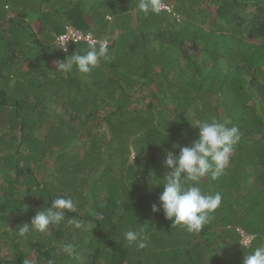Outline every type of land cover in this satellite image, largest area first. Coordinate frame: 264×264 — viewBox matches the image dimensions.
Segmentation results:
<instances>
[{
    "label": "trees",
    "instance_id": "trees-1",
    "mask_svg": "<svg viewBox=\"0 0 264 264\" xmlns=\"http://www.w3.org/2000/svg\"><path fill=\"white\" fill-rule=\"evenodd\" d=\"M162 3L171 11L146 16L138 0H0V264H243L264 246V0ZM68 28L107 39L111 61L57 71L88 50L56 48ZM224 118L241 140L225 173L202 182L222 203L190 234L152 212L154 181L171 171L167 153L198 139L192 121ZM61 196L81 228H32Z\"/></svg>",
    "mask_w": 264,
    "mask_h": 264
},
{
    "label": "clouds",
    "instance_id": "clouds-1",
    "mask_svg": "<svg viewBox=\"0 0 264 264\" xmlns=\"http://www.w3.org/2000/svg\"><path fill=\"white\" fill-rule=\"evenodd\" d=\"M137 7L146 16L150 14L158 16L168 6L163 4L162 0H138ZM168 8L171 11L170 7ZM69 43L63 48L58 47L56 42L55 45L56 48L65 50ZM86 43L89 44L86 52L81 54L76 51L66 57L63 62L57 64V71L71 73L75 69L79 74L87 76L102 60L111 61L107 39L93 37L91 43L87 41ZM190 124L199 130L198 139L180 148L178 154L167 153L164 163L171 171L163 180L155 179L153 187L162 184L163 191L159 195L158 204H153L151 210L154 214L162 211L164 217L172 221V226H180L190 234H199L222 203L221 194L204 191L202 182L216 181L225 173L241 140V132L228 118L222 121L214 119L211 122L194 120ZM76 210L72 198L57 197L51 201L50 206L35 212L30 226L41 233H46L51 227L60 226L67 219L69 225L80 229L81 222L75 216L73 218L66 216L67 213H74ZM28 230V224L19 227V236H25ZM239 232L242 235L241 243L250 245L253 236L242 230ZM125 239L130 244L135 242L140 249L146 247L144 239L138 232L127 231ZM62 251L70 258L78 255L77 246L71 243L63 245ZM25 264L29 262L25 261ZM243 264H264V246H257L250 254L244 256Z\"/></svg>",
    "mask_w": 264,
    "mask_h": 264
},
{
    "label": "built area",
    "instance_id": "built-area-1",
    "mask_svg": "<svg viewBox=\"0 0 264 264\" xmlns=\"http://www.w3.org/2000/svg\"><path fill=\"white\" fill-rule=\"evenodd\" d=\"M163 10H168L169 11V8H164ZM84 39L85 41L91 43L92 42V39L93 37L91 35H87V36H83L81 33L77 32V31H73V30H70L68 29V31L61 35L60 37L57 38L56 40V45L58 47H65L67 43L71 42V41H79V40H82Z\"/></svg>",
    "mask_w": 264,
    "mask_h": 264
},
{
    "label": "rangeland",
    "instance_id": "rangeland-1",
    "mask_svg": "<svg viewBox=\"0 0 264 264\" xmlns=\"http://www.w3.org/2000/svg\"><path fill=\"white\" fill-rule=\"evenodd\" d=\"M170 9H172L171 7H170ZM206 29H207V27H206ZM134 159H135V154L133 153L132 155H131V158H130V161L132 162V161H134ZM245 241H247V240H245ZM244 241V242H245ZM4 254H5V251H2Z\"/></svg>",
    "mask_w": 264,
    "mask_h": 264
}]
</instances>
